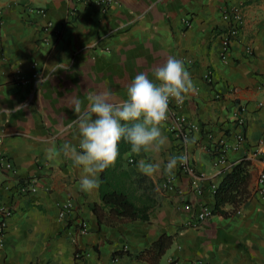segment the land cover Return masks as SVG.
Instances as JSON below:
<instances>
[{"label":"crops","instance_id":"crops-1","mask_svg":"<svg viewBox=\"0 0 264 264\" xmlns=\"http://www.w3.org/2000/svg\"><path fill=\"white\" fill-rule=\"evenodd\" d=\"M112 1L106 10L96 4L79 6L70 18L72 0H0V154L10 159L14 170L0 167V203L14 206L13 215L5 219L0 264H114V251L125 247L135 254L162 234L171 236L172 243L158 264H264V203L252 192L261 168L253 151L264 133V107L258 105L264 103V0ZM235 4L243 6L244 23L239 40L222 60L221 9ZM39 8L46 14L36 12ZM48 20L58 37L44 30ZM169 56L183 62L195 87L179 112L203 126L186 151L204 180L190 179L175 168L172 187H163L167 162L180 148L161 127L166 142L159 149L123 154L136 194L155 201L149 220L99 226L93 208L100 204V173L98 187L83 192L82 169L62 152L47 159V150H59L67 142L79 151L78 130L67 129L77 118L69 108L72 98L86 107L88 95L107 89L115 101L126 99L136 75L145 73L154 80L153 70ZM34 61L41 66L40 77L21 83L18 78L30 76ZM207 72L210 81L204 78ZM238 105L247 108L246 140L227 158L233 165L248 160L251 198L239 213L215 214L198 227L186 226L200 201L213 206L209 184L219 183L229 171L220 174L214 168L208 134H218L219 127L232 131ZM141 159L158 164L159 171L152 177L142 174ZM24 179L33 180L37 191L16 193L17 181ZM197 185L202 196L196 193ZM66 201L72 205L71 214L60 220L59 204ZM81 221L87 232L73 241ZM122 256L129 264H150Z\"/></svg>","mask_w":264,"mask_h":264},{"label":"clouds","instance_id":"clouds-1","mask_svg":"<svg viewBox=\"0 0 264 264\" xmlns=\"http://www.w3.org/2000/svg\"><path fill=\"white\" fill-rule=\"evenodd\" d=\"M153 79L140 73L127 88V97L115 101L109 90L88 95L86 107H82L79 98H72L69 108L77 116L67 125V129L75 127L79 135V151L65 142L61 149L54 146L47 150V159L57 158L61 152L70 159L74 166L82 169L80 190L91 192L98 187L97 175L114 166L119 155L118 145L121 140L131 146V153L139 155L147 152L153 146L159 149L166 138L162 136L161 127L168 119L170 100L179 105L187 95L195 91L190 73L183 62L173 56L153 70ZM46 78L38 81L44 83ZM23 106H17L14 111H20ZM3 112H7L6 110ZM198 138L184 137L185 149H190ZM187 151L171 157L166 165L165 174L174 178L177 165H186L189 161ZM158 164L146 163L141 159L138 170L152 177L159 171Z\"/></svg>","mask_w":264,"mask_h":264},{"label":"built area","instance_id":"built-area-1","mask_svg":"<svg viewBox=\"0 0 264 264\" xmlns=\"http://www.w3.org/2000/svg\"><path fill=\"white\" fill-rule=\"evenodd\" d=\"M73 6L70 10V18L75 16L79 10V6H88L92 4H96L102 7L103 10H106L109 5L112 4V0H72ZM38 13L41 15H45L46 11L42 8L36 9ZM186 25H188V21L186 20ZM244 23V12L242 4H235L229 7H225L221 9V24L218 27V33L220 34V52L219 57L222 60H226L228 58V54L230 51V46L236 40H239L241 35V29ZM45 31H49L54 34L55 37L59 36V31H57L51 20H48L44 26ZM47 42V41H46ZM247 52H251L249 46L246 45ZM41 75V66L38 62L34 61L31 64V73L28 78L19 77V81L23 84L29 83L32 79H38ZM206 81H210L211 73L207 72L204 75ZM264 86V82L262 84ZM219 93L215 94L216 98H219ZM259 106L264 107L263 102L258 103ZM180 104L178 105L175 100H170L169 102V110H168V119L164 122L163 126L167 133L173 139L175 145L179 147V151H177L176 156L183 154L186 152L184 145V137L188 136L190 139L193 136L198 135L202 132L203 126L199 122L187 120L181 113L179 112ZM247 114V108L245 105H238L233 113L232 119L234 123V128L232 131H227L219 127L217 133L209 132L208 138L210 140L208 151L212 155V164L214 168L218 169L219 173L222 174L231 169L233 163H230L227 158V153L229 151L236 152L238 151L242 145L245 143L246 134H245V116ZM259 146L253 151V155L257 157L261 163V168L256 177L255 185L252 189L254 194H257L259 199L264 203V133L259 138ZM188 154V152H187ZM189 155V161L186 165H177L176 169L186 175L190 179H194L199 181L200 183L204 180L203 174H198L196 172L195 167V159L192 155ZM131 161V160H130ZM0 167L3 169L14 172L13 165L10 159L6 155L0 154ZM177 175H174L176 177ZM172 178L166 177L162 185L163 187H172ZM210 193L214 196V192L216 187L218 186L217 182H210ZM196 193L200 196L203 194L202 187L197 185ZM16 193L26 195L28 193H33L37 191V187L33 180L24 179L18 180L16 186ZM71 203L69 201L62 202L59 204L58 217L60 220H66L71 214ZM241 206L235 211L237 213L240 212ZM14 213V206L12 203H0V246L3 243V239L5 236L6 224L5 219L12 216ZM212 216V206L204 201L199 202V210L196 214L190 218L189 221L185 223L186 226L189 227H198L200 223L205 222ZM87 232L86 224L81 221L78 224L77 231L73 236V241L80 235H84ZM125 248V247H124ZM79 254H76L78 257ZM112 262L114 264H129L127 260H124L121 255H114L112 257ZM194 264H208L205 261L197 260Z\"/></svg>","mask_w":264,"mask_h":264},{"label":"trees","instance_id":"trees-1","mask_svg":"<svg viewBox=\"0 0 264 264\" xmlns=\"http://www.w3.org/2000/svg\"><path fill=\"white\" fill-rule=\"evenodd\" d=\"M118 148L119 155L114 166L100 173V204L93 208L99 226L102 222L120 220L148 221L155 203L148 195L136 194L133 187L134 179L123 167V154L131 149L130 144L121 140ZM248 165L249 162L244 157L223 175L214 192L212 215L230 216L251 198L249 189L251 174ZM171 243L172 237L162 234L149 247L135 254L121 248L114 251L113 255H127L136 261L158 264Z\"/></svg>","mask_w":264,"mask_h":264}]
</instances>
